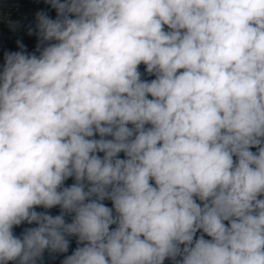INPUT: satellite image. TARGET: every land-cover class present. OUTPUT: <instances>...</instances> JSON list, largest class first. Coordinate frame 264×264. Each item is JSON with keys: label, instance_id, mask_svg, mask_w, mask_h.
Returning <instances> with one entry per match:
<instances>
[{"label": "clouds", "instance_id": "9594fccd", "mask_svg": "<svg viewBox=\"0 0 264 264\" xmlns=\"http://www.w3.org/2000/svg\"><path fill=\"white\" fill-rule=\"evenodd\" d=\"M45 3L0 66V264H264V0Z\"/></svg>", "mask_w": 264, "mask_h": 264}, {"label": "water", "instance_id": "95a60500", "mask_svg": "<svg viewBox=\"0 0 264 264\" xmlns=\"http://www.w3.org/2000/svg\"><path fill=\"white\" fill-rule=\"evenodd\" d=\"M39 11L46 12L53 19L56 18L55 9H52L49 4L45 3V0H0V66L3 65L5 52L20 51L17 41H20L29 53L35 52L39 55L36 52L38 37L35 34L36 13ZM10 21L12 24L9 23ZM29 28L33 29L32 35L28 34ZM139 71L142 74V79L151 80L155 78L154 75L147 74L143 64L139 66ZM252 150L255 151V149ZM120 155L123 158V154L121 153ZM73 182V179L69 178L65 182V185H71ZM105 204L111 207L110 201H105ZM36 210L45 211L42 208H37ZM47 211L52 215H57L60 209L56 207ZM67 219L70 222V217ZM34 226L22 224L15 227L14 232L16 235H21L25 228ZM76 247V238L72 237L70 238L68 253L50 255L48 252H45L43 264H61L64 257L70 255ZM10 264H13V262H10ZM165 264H171V261L166 260Z\"/></svg>", "mask_w": 264, "mask_h": 264}]
</instances>
